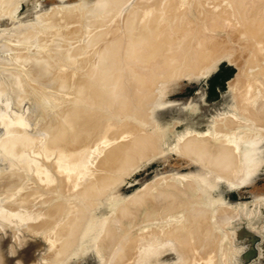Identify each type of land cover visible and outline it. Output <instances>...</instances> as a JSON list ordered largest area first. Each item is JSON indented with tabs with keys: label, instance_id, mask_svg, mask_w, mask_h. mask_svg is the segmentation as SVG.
Masks as SVG:
<instances>
[{
	"label": "bare ground",
	"instance_id": "obj_1",
	"mask_svg": "<svg viewBox=\"0 0 264 264\" xmlns=\"http://www.w3.org/2000/svg\"><path fill=\"white\" fill-rule=\"evenodd\" d=\"M113 1L115 0H101V2L96 6L95 12L97 16H95V18L93 19L88 18V20L86 18L84 19V16L82 17L83 14H81V16L78 15V11L77 13L74 11V9L76 8H73V11L76 14H71L72 11H70L71 13L68 11L65 13L70 14L62 17H58L56 15L60 12L56 14L52 12V16L50 17L54 19L56 25L58 24L57 26L54 25V27L59 28L58 26L61 25L60 29H57V31L55 30L56 28H50L53 30V33H50V35L54 37V42H52V40L50 41L52 42L51 45L54 43V47H52L53 45L49 46L55 49V54L52 55L51 53H49V55L51 54L54 57L52 58L54 60H50L48 63L41 61L42 58L43 60L44 58L50 59L51 55H48L49 57L46 56L47 58L43 56H41L42 58H36V60L40 58L41 62L39 61L35 70H38L39 78L47 84V90L44 88L43 89L46 90L47 93L49 91L50 94H53V96L55 97L52 96L53 99H50L49 97H46L47 95L44 96L45 93L41 94V91L39 93L42 96L34 95L36 98L41 97L38 98L39 101L33 96L32 93V96H29H31V99L32 97H34V101L38 103L40 102V100L49 101V98L53 101H51L53 104L48 105L50 104V102L48 104L47 102H45L47 105H42L43 103L39 104L41 105L39 107H36L35 105L34 111H41L40 109H42V114H39L40 116L38 117L28 112L29 114L27 113L25 115L23 123L17 126V128L22 126L21 128H23L24 131L22 132V129H18L22 132L21 133L16 129L15 132H17L18 134H15L14 132V134H11L16 127V124H14L15 127H10L11 124L13 126V121L11 119L13 117H11V109L9 107L15 97V94L13 95V90L15 89H12L14 84H12L11 86L10 82V84L8 83L9 85L5 84V87L4 85H0V92H4L3 95H0V102L4 106L3 109L0 108V120L3 119V121H0V125L2 124V126L11 128L10 133L7 130L10 135H8V133L6 132V138H0V145H2V147L0 146V149L4 148V152H6L7 154L6 157L9 156V158L14 161L13 164H11V167L12 165L13 167H17L15 166L16 164L14 165L15 162L24 164L26 166V168H24L25 166L22 165L24 166V175L29 172L27 168H29L30 172L35 168V171L39 170L38 172L44 177L43 179V177L41 176V182L46 181V184L48 185L49 182L50 185L52 184L50 182L55 181L54 183H56V180L59 176V179H63L65 182L66 187L64 188L68 189L69 187H72L73 189H75L73 193H76L74 195H77L76 199H78L81 204V206L78 208V212H75L73 210L74 205L71 204V202L65 204L63 208L65 212L63 211L64 213L60 214L63 217L58 222H56V218L60 216H54L55 220L53 221L55 222L53 223V226L50 225L49 230H44L43 235L44 238L47 239V247L50 248L47 251H49V253H53L50 252V250L54 249L53 251L56 252H54L53 256H55L58 252H62L61 254L74 252V254L71 253V255L66 254L70 256L83 255V253H85V251H87L88 249H91L95 246L97 247L96 243L100 241L99 238L101 234L105 232L104 239L102 240L103 237H101V242L96 248L97 252H102V250L107 249L110 244H114L117 241L121 242L122 239H124V241L127 238L131 240L132 237L131 241H134L131 244V241L129 242V239H127L130 246L127 245V242H125L128 246H126L128 250H126L127 252L125 253V258L122 259L123 264H162L158 257L160 256L161 251L170 244L176 246L179 249L178 251L182 253L181 255H190L191 248H194V242H197L196 240L199 236L202 237L205 232L204 226L211 223V220L215 218H213V212L217 215L216 211L218 210H216L217 208H214V210L210 209L211 211H208L204 209L202 205H194L195 201L193 202V200V204L191 202H188L189 204L191 203V205L188 204L190 206V208L188 207V210H186V206L184 208L180 206L182 208L179 209V207V210L177 211V206H175V211L178 212L177 215L175 214L176 212H173V214L175 215H173L172 217L164 216V218L162 217L163 215L160 218L158 217L159 219L164 218V221L160 220L162 223L156 219L157 222H160V228L166 229L164 228V225H162L163 223H165L167 229L169 228V232H167L166 234L163 233L165 235L158 234L157 230L154 232L153 230H150L151 232H149L148 234H146L145 231L139 232V229L143 230L145 226L144 224L138 226V232L135 231V233H133V222L137 218L138 214H140L146 208H148V210L151 207L153 209L158 208V206L160 205V201L162 203L166 202V204L170 203V205L176 204L175 201L178 196H181L183 198L185 196L186 201L188 200L186 199L187 197L190 198L189 200H191L192 198L194 199L195 195H198L196 194L198 191L199 195L200 193L205 191L208 196L207 203L212 204V206H214L213 203H222L224 206L231 208L233 206H229L227 205V203L226 205L224 204V202H229L230 200L224 198L225 189L223 188V185L231 189L232 187H236L242 183L252 182L257 173V170L261 165H263L264 0H227L225 2H223V0H213L217 2V6H220L221 4L223 5L225 3L227 4L225 6H222V8L229 7L230 10L226 11L229 12L230 21H232V24L236 22L234 26H231V23L228 22L229 17H225L227 19L226 20L224 18L225 15H222L225 12H220L221 14L218 13L220 11V8L216 7L214 9V6H211L213 10L219 9V11H206V8L210 7L211 5L209 3L210 0L207 1V3L210 4L209 6H207V3L204 5L206 0H204L205 2H203V0H197L195 2H193L194 0H189L194 4L199 3L195 4V6L197 7L198 5V7L201 8V14L205 13L202 10L206 11L205 16L204 14L203 16L198 14L199 16H201V18H197L198 15L192 16L193 14L190 13L192 10H184L191 15L186 14V12L184 14V12L181 10V7H184V9L188 7L186 6L185 8V5L188 4V2H186L187 0H152V2L150 3L149 1L151 0H148V2L142 0L140 3H137L135 0L137 5L135 4L131 7H122L124 6V4L122 3H125V0H122V3L120 2V5H118V7H121L122 9L117 7L111 8L112 4L110 2ZM126 1L127 3L129 2L128 0ZM201 1L203 2V4ZM191 2H189V4H191ZM150 4H153V7H150ZM191 6H193V8H196L194 5ZM124 8H127V10H125ZM210 8H207V10ZM212 8L210 10H212ZM188 9H190V5ZM197 9L198 8H196V10ZM177 10H181L182 12L180 11L181 13H178ZM197 11L200 12V9ZM53 15H56L57 17H54ZM185 15L192 16V18H187L188 16L185 17ZM50 17H47L46 20L50 21V19H48ZM193 17H196L195 20H192ZM234 19L235 22H233ZM225 21H227L228 24ZM51 22H49L51 25L55 23ZM226 24L229 27H226ZM98 27L105 29H100V32L95 33V29H98ZM122 30H124V32L126 31L125 33L128 35L127 40H129L127 43H125L126 38L124 39L126 35L121 32ZM92 31H94L95 34H92L91 37L89 35V38L86 40L87 44L82 43L81 45H79L81 43L79 39L85 40L87 38V33ZM73 35H75L77 39L79 38L78 47L75 48L76 50H71L73 46H77L75 45L77 44L75 42L72 47L71 44L70 46L67 45L68 49L66 48V45L64 47L57 45L58 42L61 45L62 41L63 44H68V41L65 43L64 41H66L67 39L71 40V36ZM121 35H123V40H125L123 44L126 45L124 46L120 45V38L122 37ZM49 38L51 39L52 37ZM238 38L241 39V42ZM74 39L75 38H73V40ZM59 40H61V42ZM93 43H96V47H94V49H96L97 52H94L95 50L91 48V44ZM44 47L46 48V46ZM54 51H52V53ZM231 56H235L233 59H236L238 61V66L240 67V69L236 75L237 77H235L236 81L234 80V84L229 83V85L231 84L229 87H232L233 85V93L231 92L232 94L230 100L231 102H228L229 104L225 107V109L221 110L222 112L227 114L225 124H223L224 118H222L223 123H221L223 124V127L224 125H226L230 132L226 134H224V132L223 136L221 135L223 138H221V136L218 137V139L220 138V140L216 139V133L215 135H211L215 131L213 132V128L211 131L210 128L218 123V121H221L219 119L218 121H216V118L212 121V123L214 122V125L211 123L213 126L210 124L211 126L208 128V131L210 133L208 136H212L213 138L210 137L212 138V140L208 139L209 137H207L206 133V137L204 135V137L201 136V132H199V130L195 127L196 125L194 123L187 124L185 131H182V133L177 135L176 130L174 129L175 136L179 138L184 137L186 133H188L186 138L184 137V141H182L180 144L181 150L189 154L192 153V155L194 154V158H199L203 163L202 166L199 164V162H197L200 165L197 166L196 161H199V159H193L194 162L191 161L192 164L196 163L195 168H198H194L196 171H191L190 173H188L189 175L185 173V176H183L188 177L191 175L194 179V181H192V179L191 182L194 183H187L188 185L185 183L186 186L184 188H181L179 185H173L174 181L173 184L172 182H169L167 184L163 183L164 186H156L157 188L154 187L155 191H151H154L153 194L151 192L149 193V190L148 193L144 190L146 192H144V195L143 193H141V195H137L138 197H135V199L132 200L133 202H135L136 207L140 208V210H137L139 211L138 213L135 210L137 209L135 205H124L122 207H119V215L118 218H116L117 220L113 224H110L109 222V225H107L108 216L106 215V208L109 207L108 203L111 202L112 199H115V197L117 196L116 188H118L117 186L121 181V176L124 177V174H127V172H129V169L133 168L132 166H134V164L138 165V159L141 161L142 154L145 155L146 152L150 153L152 149L155 150L154 148H158L161 150L163 146L169 145L173 129L168 128L167 122H164L162 124L161 120L160 122L158 121V109L168 104L172 106V104L174 103L165 99V95L169 90V83L177 79L191 77L193 75L207 76L216 70L219 63L223 61V59L227 57L228 59H230L229 57ZM9 59L11 58L9 57ZM233 59L231 58V60L229 61H232ZM6 61L7 62L5 63H8V60ZM9 69L7 68L8 72L7 74L5 73L6 76L9 75V72L10 74L12 73L11 71H9ZM3 79L4 81L7 80L5 77ZM10 79L11 78L8 79V82ZM11 80L13 81V77ZM1 83L2 82H0V84ZM17 83L18 85L23 84L19 82ZM42 87L45 86H41V90ZM28 89L29 88L27 87V90ZM38 89L39 88H37L36 90ZM27 90H25V92ZM44 90L42 91L44 92ZM19 96L20 95H17V97L15 98H18ZM27 96H25L24 98L26 99ZM188 107L191 108V106ZM192 107L193 108H189V110L193 113H196L199 109H197V104L196 106ZM29 108H32V105ZM103 108L104 110L106 108L105 111H107L108 109L109 112L107 111L104 114V111L101 113L100 109L102 110ZM31 110L33 111V108ZM223 115L220 116L222 117ZM34 119L37 120L34 121ZM38 120L40 121V124H38L36 127L33 126V121L38 123ZM146 122L151 123L152 127L155 129L157 127V129L154 130L150 126L151 124L149 125L153 129V131H155L159 135V137L158 135L156 136L151 133V128L149 129L145 126ZM222 124L220 126H222ZM154 125L156 127H154ZM164 125L167 126V128ZM147 128L149 129V131ZM225 129L226 128H224V131H226ZM219 135L220 134H218L217 136ZM214 137L216 141L218 140L216 143H214L213 141ZM160 138L162 139V141L164 140V142L159 143ZM210 140L213 142L211 143ZM3 155L4 154L2 153V156ZM16 159H18V161ZM9 160L10 159H8V161ZM48 164L49 167L53 166V168H48ZM215 170L216 172H214ZM22 171L23 170L19 169V172ZM29 174L30 173H28V175ZM15 176L14 178L11 177L13 179L11 182L13 183L10 182V185L19 183L23 178L21 173L17 174L16 172ZM27 177L28 176L24 178L27 179ZM25 179L24 181L26 182ZM236 180H238L239 182ZM178 181L175 183H181V181ZM187 182L189 181L187 180ZM54 183L52 185H54ZM47 185L46 187H49V185ZM19 186H21V183L19 184ZM20 189L21 188L19 187V190ZM200 190L204 191L200 192ZM21 191L22 194L27 193L24 191L29 192V190L23 191L22 189ZM47 191L50 193L51 189L50 191ZM108 191H112L113 193H110V197ZM18 192L20 193V191ZM31 193L29 192L27 196L25 194L24 196H22V198H25V196L29 197L28 204L30 201L31 205L32 203H35L37 207L35 208L37 210H39L38 207L40 206V204L41 208L42 205H46V200H49V198H51L50 195L53 194L51 192L50 194L48 193V196H46V194L43 192V194H45L44 198V196L40 195V192L39 194L38 192H36L35 194ZM73 193L71 192V194ZM200 196H202V194ZM197 197L200 198L199 196ZM198 198L196 199V201L198 200ZM205 198L206 197L203 198L204 202ZM19 201L20 200H18V202ZM202 201L196 203H201ZM204 202L203 206L206 204H204ZM26 203L27 201L25 202V204ZM38 203H40L39 206H37ZM48 203H51V200L50 202L48 201L47 204ZM182 203L183 202H181V204H178L183 205ZM28 204H26V208ZM222 204H220V206H222ZM113 205L114 203L111 204V207ZM167 206H169V204H167ZM47 207L50 208V206L47 205L45 208L48 211ZM26 208L23 209L22 207L24 215L26 214L27 219L29 216V219L33 218V220L36 221L38 219L40 220V217L43 214L40 215V212L35 208L33 209L31 206H29L27 209ZM237 208L235 210H237ZM42 209H40V211H44V209ZM191 209L193 211L199 212L200 215L199 218L195 217V221L191 222L190 225H188V223L186 225V222L183 220L185 222L184 223L181 220L183 216L187 215L184 212L188 211L189 213V211H192ZM207 209H209V207ZM232 209H234V207ZM232 209L231 212H233L231 213V215L234 213V216L239 214L250 216L255 211L250 210L247 212V209L244 207V211H241V213L240 211H235V213ZM52 210L49 209L50 212H52ZM44 212V215H46V213L49 214V212ZM55 212L54 214H56ZM193 213L195 214V212ZM193 213H190V215H193ZM19 214L23 215V213L21 212ZM50 214L52 215V213ZM229 214L228 216H230ZM24 215L23 217L25 218ZM225 215L223 214L220 216L223 218V216ZM16 217L19 219V216L15 215V218ZM23 217L21 219H24ZM227 217L225 216L226 222ZM168 218L169 220H166ZM176 218H178L181 222H177L178 219L176 220ZM185 218H187V216H185ZM204 218V223L206 225L200 222L203 221ZM222 218H220V221L223 220ZM27 219L24 221L26 222ZM174 219L176 221H174ZM50 220H47L49 221L48 223H50ZM225 220L223 221L224 224ZM44 221L45 220H43V222H38H42L44 225ZM23 223L24 222H22V224ZM40 223L39 225H41ZM48 223L47 226H49ZM151 223H153V225L155 224L154 222ZM146 224H148V226L150 225L149 223ZM161 225L163 227H161ZM217 225L220 227V224L217 223ZM155 226H157V229H159L157 223L155 224ZM148 228L152 229L153 227L149 226ZM129 230H131L132 233H130L131 231L129 232ZM127 232H129L131 235L134 234V236L128 237L129 235ZM211 232L213 233V231ZM41 233H43V230ZM206 236L208 237V234ZM202 239L204 240V238ZM223 239L225 238H222V240ZM198 241L200 240L198 239ZM218 242L219 241L217 240L215 245L219 248L220 243ZM22 243L23 244L21 245V248L15 249L14 251L10 250L11 252L13 251V254H15H9L12 257H8V255H6L5 253L4 255H1L0 264H31L33 261L38 262L41 259L43 260L44 257L40 259L38 252L40 251V249H43V245L41 247L40 245L36 244V241H34L33 239L23 241ZM122 243L120 245L124 247L125 243ZM212 243L214 246V242ZM198 244H203L202 240L201 243ZM198 244L196 243L195 245L198 247L200 246ZM117 245L115 244L116 247ZM203 245H205V243ZM174 246H172L173 249H175ZM197 247L195 249H197ZM202 247L201 251L202 249H204ZM226 247L229 248V246L227 245ZM226 247H223V249H221L220 247L219 250L217 248L216 257L212 256L215 253L211 250L210 252H213L212 255L209 253L210 256L208 257L207 255L208 258L204 260V262H196L197 260L199 261V259L196 258L197 260H195L192 257L195 253L193 255H190L191 257L187 258V262L188 264H218L219 262L214 259L219 260V258H221L220 255L224 254L223 252L220 253L219 251H224V249H227ZM205 248H207V246ZM47 251L46 253H48ZM194 251L195 250H193V252ZM115 254L114 256L116 258H119L123 255L121 254L118 257ZM13 256H17L16 261H14L15 259H13ZM51 259H53V257ZM110 259H112V257ZM182 259H184V257H182ZM67 260L64 258L63 260L60 259L59 264L61 262L63 263L64 261L66 262ZM32 264L35 263L33 262Z\"/></svg>",
	"mask_w": 264,
	"mask_h": 264
},
{
	"label": "rangeland",
	"instance_id": "obj_2",
	"mask_svg": "<svg viewBox=\"0 0 264 264\" xmlns=\"http://www.w3.org/2000/svg\"><path fill=\"white\" fill-rule=\"evenodd\" d=\"M121 1L122 0H115L113 2H110L112 4L111 8H115V7L121 8V7H118V5H120ZM128 1L130 3L129 2L127 3L126 0L124 1L125 3L121 2L122 4H124V6H122V7H131L132 5L134 6L136 4V2L140 3L142 0H140V1L136 0V2H135V0H133V2H132V0L131 1L128 0ZM144 1L148 2V0H144ZM195 1H197V0H194L193 2H195ZM207 1L208 0H206V2H205L203 0V2H205L204 5L207 3ZM225 1H227V0H223V2H225ZM100 2H101V0H0V75H2V76L4 75L3 77L0 76V82H2L0 85L1 86L4 85V87H5V84L9 85L10 82H11V84H10L11 86H12V84H14L12 89L16 90V88H17L16 92H15V90H13V95L15 94V97H17V95H20V96L23 97V98L20 97V96H19L20 98L19 97L18 98L14 97L13 102H11V104L9 106L10 109H11V117H13V118H11L12 121H13V126L11 124L10 127L12 128V127L16 126L11 134H14V133L18 134L17 132H15L16 129L17 130L18 129H22V132L24 131V129L21 128L22 126L19 127V128H17V126H19L20 124L23 123L24 117H25V115L28 112L30 114H34L35 116H38V117L40 116L39 114H42V112H41L42 109H40L41 111H39V110H36L37 112L34 111V108H35L34 106L35 105H36V107H39V106H41V105H39L41 103H43L42 105H44V104L47 105L49 102H50V104H48V105L53 104L52 103L53 101L50 100V99H53L52 98L53 94H50L49 91H48L49 94L46 92L47 84L44 83L39 78L38 70L37 69L35 70L36 66L38 65V63L40 61V58L38 60H36V58L41 57V56L46 57V56L49 55V53H51L52 55L55 54V51H54L55 49L52 48V47H54V45H53L54 43L52 44L53 46L51 45V43L54 42V37L52 35H50V33L51 34L53 33L52 29L56 28L55 29L56 31H57V29L59 30L61 25L59 24L60 25V26H58L59 28L54 27V25L57 26L58 24L56 25V22L54 21V19H52L50 17V16H52V12H54V14L60 12V13H58L59 15L58 14H56V15L58 17H60V16L62 17V16H65L67 14H70L71 13L70 11H72L71 14H73L75 12L77 13V11H78L77 14L80 15V16H81V14H83L82 17L84 16V19L85 18L87 20H88V18L89 19H93V18H95V16H97L95 10H96V6ZM150 2H152V0L149 1V3ZM186 2H188V4H189V2H191V1L187 0ZM193 2H191V4H189L190 5V9H188L189 8L188 4L185 5V8H186V6H188L186 9H184V7H181V10L184 12V14L186 12L184 10H190V11L192 10L191 12L189 11L191 14H193L192 16H197L198 14L202 15V16L204 14V16H205L206 11L207 12L208 11L209 12H211V11H213V12L214 11H219V9L213 10V8L211 6H214V9L216 7L220 8V11L218 12L219 14L225 12L224 14H222L223 16L225 15L224 18L225 17L226 18L229 17V12H227V11L230 10L229 7H223L224 9L222 8V6L227 5L226 3L223 4V5L222 4L220 5V3H219L220 6H217L218 5V4H216L217 2H215L213 0H210L209 3L211 5L209 3H207L208 4L207 6L210 5L212 10H210L211 9L210 7H207V8H210V9L207 10V8L205 6L206 11L202 10L205 13L201 14V8H199L198 5H197V7L195 6V4H199V3H195L194 4ZM203 2H202V4H203ZM126 3H127V5H126ZM213 3L216 4V5H214ZM152 5L150 4V7ZM191 5H194L196 8H198L197 10L200 9V12L197 11L196 8H193V6H191ZM73 8H76V9H74L75 12L73 11ZM128 9H130V8H128ZM125 10H127V8ZM181 10H179V11L177 10L178 13ZM68 11L70 13H65V12H68ZM196 12H198V13H196ZM190 13L186 12V14H190ZM62 14H64V15H62ZM56 15L55 16L53 15V16L57 17ZM199 15L197 16V18H201V16H199ZM85 16H87V17H85ZM92 16H94V17H92ZM192 16L185 15V17H187V18H189V17L192 18ZM47 17H50V18H48V19H50V21L46 20ZM191 18H190V20H191ZM195 18L193 17L192 20H195ZM228 19H229L228 22L231 23L230 25L234 26L235 23H236L235 19L233 21L235 23H233V24H232V21H230V17ZM231 20H232V18H231ZM46 22H47V24H46ZM49 22H51V23L55 22V23L51 25ZM225 22L228 24L227 21H225ZM226 27H229V26L227 25ZM50 28H52V29H50ZM100 29L102 30V29H105V28H99L98 27V29H95V33L100 32L101 31ZM121 32H123V34L126 35V37H124V39L126 38L125 39L126 40L125 43H127L129 39L127 40V38H128L127 36L128 35L125 33L126 31L124 32V30H122ZM95 33H94V31L87 33V36H86L87 38L85 40H82V39L78 38L81 41V43L79 45H81L82 43H86L87 42L86 40L89 38V35L91 37V35L92 34L94 35ZM28 34H29V36H28ZM95 36H97V35H95ZM121 36L122 37L120 38V40L122 42L120 41V43H121L120 45L124 46V45H126V44H123V42L125 40H123V35H121ZM46 37L47 38L52 37V38L51 39L50 38L47 39ZM71 37H72L71 40L67 39L66 41H64V43L68 41L67 42L68 44H63V41L61 42V40H59L61 42V45L59 44L58 41H57L58 42L57 45L64 47L65 45L66 46L67 45L70 46V44H71V47H72L75 43H77V44H75L77 46H73L72 47L73 49L70 47L72 51L76 50L75 48L78 47L79 40L76 38L75 35H73ZM73 38H75V39L73 40ZM50 40H52V42ZM239 40L241 42V39H239ZM48 41H50V42H48ZM234 43H236V42H234ZM49 45H51L52 47L49 46ZM95 45H96V43L95 44L94 43L91 44V48L94 49V47H96ZM44 46H46V48ZM68 46L66 47L67 49H68ZM46 49H48V50H46ZM94 50H95L94 52H97L96 49H94ZM44 51H45V54H44ZM52 51H54V52L52 53ZM52 55L50 56V59L46 57L47 59L44 58V60H43V58L41 57L42 58L41 61H44L45 63H48L50 60H54V59H52V58H54ZM22 56H24V57H22ZM55 56H58V55H55ZM9 57L11 59H9ZM234 57L235 56H231V57H229L230 59H228V57L223 59V61H221L219 63V65L216 68V70L214 72L210 73L207 76L193 75L191 77L180 78V79H177V80L172 81V82L169 83V90H168V92L165 95V99L174 102L173 103L174 105L172 104V106H171V105L168 104V105H164V106L160 107V109H158V112H159L158 121L160 122V120H161L162 124L164 122H167L168 123V125H167L168 128H172L173 129V133H172V137L170 138L169 145L163 146V148H161V150L158 149V148H154L155 150L152 149L151 152L153 154L151 152L150 153L146 152L145 155L142 154L141 161L138 159V161L140 163L137 161L138 165L134 164V166H132V167L134 168L135 165H136V167L134 169L131 168L133 170L129 169V172H127V174L125 173L126 175L124 174V177L121 176V178H120L121 181H120L119 185L117 186L118 188H116L117 189L116 190L117 196L115 197V199H112V201H111L112 203L111 202L108 203L110 208L109 207L106 208V213H107L106 215L108 216L107 225H109V222H110V224H113L117 220L116 218H118V215H119V213H118L119 207H122L124 205H131V204L135 205V207H136L135 202H133L132 200L135 199V197H138L137 195H141V193H143V195H144V192L146 191L148 193V190H149V193H150L152 190H154V187H156V186L157 187L164 186L163 183L167 184L169 182H172V184H173V181H174L173 185H177V186L179 185L181 188H184L186 186L185 183L186 184L187 183L190 184L191 180L193 179V177L191 175L188 176L189 178L187 176L183 177V176H185V173L187 175H189L188 173H190L191 171H193V172L196 171L195 169H197L198 167L195 168V166H196L195 164L197 162H199V164L203 166L202 161H200V159L197 158L196 156H195L196 159H199V161L197 160L196 163L192 164V162H194L193 159H195L194 156H193L194 154L192 155V153H190V154L186 153V152L182 151L181 148H180L181 142L184 141V139L186 138L188 133H186V135L184 136L185 138L184 137L179 138V137L175 136L174 129L176 130V135H177V134L182 133V131H185L187 124H193L194 123L196 125L195 127L199 130V132H201L200 133L201 136L204 135L206 137V135H207V137H209L208 135L210 133L208 131V128L214 123V122L212 123L213 119L215 120V118H216L217 119L216 121H218V119L221 120V121H218V123H216V121H215V123H216L215 125L216 126L214 124H213L214 126L212 125L213 127H211L210 129L212 131V128H213V132L214 131L215 132L214 133L212 132L213 134H211V135H215V133H216V139H218V137H220L221 135L223 136L224 132H225L224 134L230 132L228 130V128L226 127V125H224V127H223V124H225V121H226V118H227V114L222 112L221 110H224L225 107L231 102L230 100H231V94L233 93V89H232L233 85H232V87H229V86L232 83L234 84V82L236 81L235 77H237L236 75H237V73L239 72V69H240V67L238 66L239 65L238 61L236 59H233ZM4 58H5V60H4ZM231 58L233 60L229 61V60H231ZM6 60H8V63L9 62L10 63L9 64L5 63V62H7ZM235 60H236V62H235ZM7 68L8 69L10 68L9 71L12 72L11 74L9 72L8 76H6V74L8 72ZM27 72H29V73H27ZM30 74H31V76H30ZM11 75L13 77V81L14 82L11 80L12 79ZM4 77L7 80L4 81V79H3ZM9 78H11V79L8 82ZM195 78H197V79H195ZM28 80L30 81V83H29ZM6 81H7V83H6ZM17 82L23 83V84L22 85H18ZM229 83H231V84L229 85ZM17 86H19L21 88V90ZM41 86H45V87H42V90L46 89V90H44V92L40 89ZM27 87L29 88L28 90H27ZM37 88H39V89L36 90ZM24 89L27 90V91L25 92ZM40 91L42 92L41 94L45 93L44 96L47 95L46 97L50 98V99L48 98L49 101L40 100L39 103L34 101L35 98H36L34 95L39 96L40 95V93H39ZM1 92H0V95L1 94L3 95L4 92L3 93H1ZM27 92H28V94H27ZM31 93L33 94V96L35 98L34 97H32V99L30 98L32 96ZM35 93H37V94H35ZM29 95H31V96H29ZM25 96H27L26 97L27 100L24 98ZM40 96H42V95H40ZM46 97H44V98H46ZM53 97H55V96H53ZM38 98H41V97H38ZM38 98H36V99H38ZM20 99H22V100H20ZM38 101H39V99H38ZM45 102H47V104ZM193 102H195V103H193ZM191 103H192V105H191ZM196 104H197V109L199 108L198 111L196 113L190 112V110H189L190 107H188V106H191V108H193L192 106H196ZM31 105H32V108H33L34 112L31 110L32 108H29ZM0 108L1 109L4 108V106H3V104L1 102H0ZM30 110L32 111V113H31ZM102 110L100 109L101 113L104 112L106 110V108H105V110H104V108ZM107 111H108V109H107ZM107 111H105L104 114ZM223 114H225V115H223ZM220 115H223V116L221 117ZM224 116H226V117H224ZM220 117H221V119H220ZM127 118H128V116H127ZM130 118H132V117H130ZM222 118H224V121H223ZM1 120L3 121V119H1ZM36 120L37 119H34V121H36ZM34 121H33V124H34L33 126L36 127L38 124H40L39 120L37 121L38 123H36ZM220 123L222 124V126H220L221 125ZM14 124H16V125L14 126ZM150 124L151 123L146 122L145 126L150 129L152 127V124L151 125ZM167 126H165V127L167 128ZM10 127L2 126V124L0 125V138H2V139L6 138L5 135L8 132L9 133L11 132V128ZM154 127H156V126L154 125ZM152 128L150 129V131L152 130L151 133L157 136L158 134L155 131H153V129L156 130L157 127H156V129L155 128L152 129ZM224 128H226L225 129L226 131H224ZM149 129H148V131H149ZM7 130H8V132H7ZM18 132H21V131L18 130ZM207 132H208V134H207ZM9 133H8V135H10ZM21 133H19V134H21ZM205 133H206V135H205ZM217 133L220 134V135L217 136L218 135ZM222 136H221V138H223ZM158 137H159V135H158ZM210 137H212V136H210ZM210 137L208 139L212 140L213 137L212 138H210ZM218 140H220V138ZM213 141H214V143L217 142L215 140V137H214ZM213 141H211V143ZM161 142H164V140L162 141V139L160 138L159 139V143H161ZM0 146L2 147V145H0ZM0 153H1V155H0L1 156L0 157L1 158L0 159V177H1L0 178V256L4 255V253H5L6 255H8V257H12L11 255H15L12 252L15 249L21 248V245L23 244L22 243L23 241L33 239L34 241H36V244L40 245L41 247L43 245V247H42L43 249L42 250L40 249L41 252L40 251H38V252H39L40 259L44 257L43 258L44 261L42 259L39 260L38 262L37 261H33L35 264H37V263L38 264H41V263H43V264L44 263L45 264H59V262H60L59 260L60 259L63 260V258L66 259V260L68 259V260L66 262L64 261L63 263L61 262L60 264H123V260L122 259L125 258V253L127 252L126 250H128L126 248V246L129 245V243L127 241V239H129V238H127V234H126V238L127 239H125V241H124V239H122L123 241L121 240V242L117 241L114 244H110L109 247L107 249H105V250H102V252H100V251L97 252L96 248L98 247V245L101 242V237H103L102 240L104 239L105 232H103V234H101V236L99 238L100 241L96 243L97 247L95 246V247H93L91 249H88L87 251H85V253H83V255H80V256L79 255L78 256H73L72 255V256H70L72 252L71 253H69V252L66 253V254H70V255L61 254L62 252H58L56 254L58 256H56V255L53 256V254L55 252V251H53L54 249L50 250V252H53V253H49V251H47V250H49L50 248L47 247V243H46L47 239H45L44 235H43L44 234V230L45 231L49 230L50 225L53 226V223L55 221L58 222L63 217L60 214H63L65 212L64 209H63L65 204L71 202V204L74 205L73 210L75 212H78V208L81 206V204H80V201L78 199H76L77 195L76 196L74 195L76 193H73L75 189H73L72 187H69V188L67 187L68 189L64 188V187H66L65 182H64L63 179H59L60 178L59 176H58V179L56 180V183H54L55 181L50 182L52 184L54 183V185H52V184L49 185V182H48L49 187H46V185H47L46 181L45 182L44 181L41 182L43 176L38 172L39 170L36 169L37 171H35L34 167H33L34 169H32L30 167L32 169L31 172H30L29 168H27L28 171H29L28 173H30V174L28 175V173H26L24 175V173H25L24 168H26V166L24 164H20V163H16L15 162L14 165L16 164L15 166H17V167H13V165L11 167V164H13L14 161L11 158H9V156L6 157L7 154H6V152H4V148L0 149ZM2 153L4 154L3 156H2ZM189 155H192V156H189ZM4 157H5V159H4ZM7 158L10 159V160L8 161ZM16 160L18 161V159H16ZM199 164L197 163V166ZM22 165H24L25 167L22 166ZM21 166H22V168H21ZM50 167H51V169L53 168V166H50ZM50 167H49V164H48V168H50ZM260 167L257 170V173H256V175L254 177V180L252 182L242 183V184H240V185H238L236 187L235 186L232 187L231 189L227 188V186L223 185L224 186L223 188L225 189L224 198L230 200L229 202H224V204L226 205V203H227V205L233 206L234 209H232L233 207L230 208V207L224 206L222 203H216V204L213 203L214 206H212V204L207 203L208 196L205 193V191L204 190H200V192H202V191H204V192L200 193V195L202 194V196H200L199 195V191H198L196 193L198 195H195V197H194L195 200L193 198L191 200H189L190 198L187 197L186 199H188V200L186 201L185 200V196H184V198L181 197V196H178V198H176V201H175L176 204L170 205V203H167V204H169V206H167L166 202L162 203L160 201V205L158 206L159 209L154 207L157 211L155 209H153L152 207L151 208L149 207L150 208L149 210H148V208H146L147 210L145 209L140 214H138L137 218L133 222V227H132V229H134V230H132L133 233H135V231L138 232V229H139L138 226H140L141 224H144L145 226H144L143 230L139 229V232L140 231H145V233L148 234L149 232H151L150 230H153V232L157 230L158 234H163V233L166 234L167 232H169V230H168L169 228L167 229V226H165V223H163L162 225H164V228H166V229L160 228V224H159L161 221H164V218H165L164 216L172 217L175 214L177 215L178 214L177 211L179 209H181L182 207L184 208L185 206L187 208L186 210H188L190 208L189 205H191V203L193 204V202L195 201L194 205H196V204L197 205H202V207H204V209H206L208 211H211L210 209L214 210V208L215 209L217 208L216 210H218V211H216L217 215H216V213L213 212L212 215H214L213 218L214 217L215 218L211 220L212 224L211 223L208 224L210 226H208V225H206L204 223L205 218L203 219V221H200L202 224L206 225V226H204L205 227V232L202 235V237L199 236L197 238V240H196L197 242H194V248L192 247L191 250H190V255H193L195 253L194 254L195 256L193 255L192 257L195 260L199 259V261L197 260L196 262H198V263L204 262V260H206L210 256V254L212 255L213 252H210L211 250L214 251V253H215L212 256L216 257V252H217V248L218 247L215 244H216V242L218 240L219 241L218 243H220L218 250L220 249V247H221V249H223V247H226V245L229 246V248L226 247L227 249H224V251L223 250L219 251L220 253L221 252L224 253V254L220 255L221 258H219V260L218 259H214V260H217L219 262V263L217 262L218 264H220V263H223V264H225V263L226 264H264V162H263V165H261ZM19 169L23 170L24 172L23 171L19 172ZM130 170H131V172H130ZM212 170H214V169H212ZM16 172H17V174L21 173V175L23 176V178L21 180L22 182L20 181L17 184H11L10 185V182L13 180L12 178H14V176L16 175ZM214 172H216V170ZM181 174H182V176H181ZM33 175H34L35 179H34ZM26 176H28L27 179L24 178ZM15 177H17V176H15ZM20 179H21V176H20ZM24 179L26 180V182L24 181ZM43 179H44V177H43ZM183 179H184L185 182L183 181ZM60 180H63V181H60ZM168 180H170V181H168ZM178 180L181 181L182 186H181V183H175ZM187 180L189 182H187ZM192 181H194V179ZM236 181H238V180H236ZM27 182H28V184H27ZM61 182H64V183H61ZM11 183H13V182H11ZM20 183H21V186H19ZM191 183H194V182H191ZM55 184H57V185H55ZM51 186H53V187H51ZM19 187L23 191L24 190H29L30 193L32 192L31 194H33V193L35 194L36 192H38V194H39V192H40L41 193L40 195L44 196V198H45V194H46V196H48L49 192L47 190L50 191V189H51L50 193L52 192L53 194L50 195L51 198H49V200L48 199L46 200V202H45L46 205H44V206L42 205V208L44 209V211L49 212V214L52 213V215L51 214L49 215L48 213H46V215H44L45 212L44 211H40V209H42L40 203L37 204V206H39V204H40V206L38 207L39 210L36 209L37 207H36L35 203H32V205H31V201H30L29 204H28V201H29L28 198L29 197H26V196H27V194L29 192L28 191H24V192H27V193L22 194V191H21V189L19 190ZM34 188H36V189H34ZM16 189L18 191H20V193ZM44 189H46V190H44ZM42 191L45 194H43ZM46 192H48V193H46ZM71 192L73 194H71ZM153 192H151V193L153 194ZM110 193H112V191H110V192L108 191L109 197L111 196ZM25 194H26V196H25V198L23 197L24 198L23 199L22 196H24ZM197 196H199L200 198H198ZM179 197H181V198H179ZM204 197H206L205 198V202H204V199H203ZM197 198H198V200L196 201ZM8 199H10V200H8ZM18 200H20V201L18 202ZM50 200H51V203L47 204V202L48 201L50 202ZM192 200H193V202H192ZM26 201H27L26 204H28L27 208L29 206H31L33 209L36 207L35 209L40 212V215L43 214L40 217V220L38 219L36 221V220H33V218L32 219L30 218L31 219L30 220L29 216H28V219H29V221H28L26 214L24 215V212H23V209L26 208L25 207L26 206V204H25ZM179 201L183 202L182 203L183 205H179L178 203L181 204V202H179ZM200 201H202L201 202L202 204L201 203H196V202H200ZM188 202H191V203L189 204ZM203 202H204V204L206 203L204 206H203ZM113 203H114V205L111 207V204H113ZM228 203H230V204H228ZM220 204H222V206H220ZM47 205L50 206V208L47 207L48 211H47V209H45ZM19 206H22L23 209H22V207H19ZM175 206H177V208H176L177 211H175L176 210L174 208ZM180 206H182V207H180ZM208 207H209V209H207ZM225 207H227V208H225ZM237 207H239V208H237ZM244 207L247 209L246 210L247 212L250 211V210H252V211L255 210V211L250 216H245L243 214H239V215H235L234 216V213L232 214L233 216L231 215V213L233 212V211L231 212V209L234 210V212L235 211L236 212L240 211V213H241V211H244ZM18 208H19V210H18ZM136 208H137V209H135L136 211L140 210L139 207H136ZM196 208H197V206H196ZM236 208H237V210H235ZM49 209L50 210L53 209L52 212H50ZM161 209L164 210V211H162ZM20 210H22V211H20ZM55 211H57L58 214ZM161 211H162V213H161ZM227 211H230V212H227ZM17 212L23 213L25 218L23 217L22 214H19ZM54 212L56 214H54ZM138 212L139 211H137V213ZM173 212L174 213L176 212V213L173 214ZM193 212H195V214ZM158 213H160V214H158ZM171 213H172V215H171ZM184 213L187 214V215H185V216H187V218H185V216H183L181 221L182 222L185 221L186 223L185 222L184 223L186 225H187V223H188V225H190L191 222L195 221L194 218L195 217L199 218V215H200L199 212H196V211H193V210L189 211V213H188V211H186ZM190 213L191 214L193 213V215H190ZM222 213L224 215L226 214L225 215L226 217L230 213L229 214L230 216L227 217V222L225 220V216H223V218L220 216V215H223ZM15 215L19 216V219L16 217L18 220L15 218ZM57 215H59L60 217H57ZM45 216H46V218H45ZM54 216L57 217L56 220H55ZM161 216L164 217V218L159 219ZM22 217L24 219H21ZM231 217H233V218H231ZM47 218H49V219H47ZM220 218L223 219V220H221L222 222L220 221ZM26 219H27V221L25 222L24 220H26ZM156 219L159 220V221L161 220V221L157 222ZM177 219L178 218H176V220ZM43 220L46 221V222L44 221V225L42 223ZM47 220H50L51 224L48 223L49 221H47ZM53 220H55V221H53ZM166 220H169V218L166 219ZM176 220L174 219V221H176ZM224 220H225V224L223 223ZM38 221H42V222L40 223ZM179 221L180 220L178 219L177 222H179ZM22 222H24V223L22 224ZM27 222H29V223H27ZM151 222H154L155 224L157 223L159 229H157V226H155V224L153 225V223H151ZM39 223L41 225H39ZM47 223H48L49 226H47ZM61 223H63V222H61ZM146 223H149V224L151 223L149 226H152L153 228L149 229L148 228L149 226ZM217 223L220 224V227L217 225ZM229 223H230V225H229ZM32 224H33V226H32ZM162 225H161V227H163ZM22 227H23V229H22ZM39 227H41V228H39ZM135 228H137V229H135ZM213 228H215V229H213ZM146 229H148V230H146ZM42 230H43V233H41ZM130 231L131 230H129V232ZM132 231L130 233H132ZM211 231H213V233ZM129 232H127L128 235H129L128 237L134 236V234L131 235ZM223 233H224V235L225 234H227V235H225V237H224ZM155 234H156V232H155ZM165 234H163V235H165ZM207 234H208V237L206 236ZM42 236H43V238H42ZM123 238H125V237H123ZM202 238H204V240ZM222 238H225V239L222 240ZM19 239H20V241H19ZM198 239L200 241H198ZM131 240H132V237H131ZM131 240L129 239V242ZM201 240H202L203 244L205 243V245L201 244L203 247L200 244H198V243H201ZM133 241H131L130 244L133 243ZM122 242L123 243L127 242V245L125 243L124 247L121 246L120 244ZM212 242H214V246H213ZM196 243L198 245H200V246L197 247L195 245ZM115 244L116 245L119 244L120 246L117 245V247H116ZM208 244H209V246H208ZM172 246H174V245L170 244V245L166 246L161 251V254L158 257V259L162 262V264H165V263L166 264H182V263L183 264H188V262H187L188 259L187 258H189L191 256L189 254L185 255V256H183L184 254L181 255L182 253L180 251H178L179 249L176 246H174L175 249H173ZM195 246L197 247V249H195L196 248ZM204 246L205 247L207 246V248H205ZM201 247L204 248V249H202V251H201ZM120 248H121V250H120ZM122 248H123V250H122ZM124 248H126V249H124ZM10 250H13V251L11 252ZM118 250H119V252H118ZM193 250H195L196 252L195 251L193 252ZM46 251L48 253H46ZM115 251H116V254H115ZM179 252H180V254H179ZM113 253L116 256H118V257L121 254H123V255L120 256L119 258H116ZM118 253H119V255H118ZM9 254H11V255H9ZM43 254H45V255H43ZM72 254H74V252ZM204 254H205V256H204ZM130 255H131V253H130ZM207 255H208V257H207ZM61 256H62V258H61ZM181 256L184 257V259H182ZM229 256H231V257H229ZM16 257L13 256V259H15L14 261L17 260ZM52 257H53V259H51ZM111 257H112V259H110ZM47 258H49V259H47ZM201 258H202V260H201ZM52 261H53V263H52ZM55 261L58 262V263H56Z\"/></svg>",
	"mask_w": 264,
	"mask_h": 264
}]
</instances>
